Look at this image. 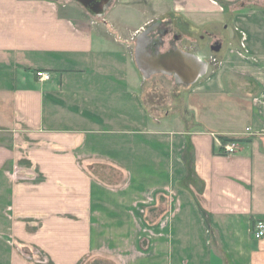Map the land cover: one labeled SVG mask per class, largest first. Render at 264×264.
<instances>
[{
    "label": "crops",
    "instance_id": "1",
    "mask_svg": "<svg viewBox=\"0 0 264 264\" xmlns=\"http://www.w3.org/2000/svg\"><path fill=\"white\" fill-rule=\"evenodd\" d=\"M84 1L0 0V264H264V0Z\"/></svg>",
    "mask_w": 264,
    "mask_h": 264
},
{
    "label": "water",
    "instance_id": "2",
    "mask_svg": "<svg viewBox=\"0 0 264 264\" xmlns=\"http://www.w3.org/2000/svg\"><path fill=\"white\" fill-rule=\"evenodd\" d=\"M79 4L87 7L84 0H75ZM109 0H100L95 6V13L101 15ZM138 62L139 68L145 72L144 67ZM154 68L163 69L167 74H173L180 84L191 85L197 78L206 71V63L199 60L196 56L182 53L179 51L171 52L166 55L155 56L150 61Z\"/></svg>",
    "mask_w": 264,
    "mask_h": 264
},
{
    "label": "rangeland",
    "instance_id": "3",
    "mask_svg": "<svg viewBox=\"0 0 264 264\" xmlns=\"http://www.w3.org/2000/svg\"><path fill=\"white\" fill-rule=\"evenodd\" d=\"M181 92H183V89L178 88L172 78L166 79L165 81H154L152 83V88H150L148 91L147 97H145V101L148 108L152 106L159 107V104L165 105V107H167L166 105L169 104L167 102L170 101L171 106H178V103L175 102L178 100V96H181ZM90 264L98 263L96 261Z\"/></svg>",
    "mask_w": 264,
    "mask_h": 264
},
{
    "label": "built area",
    "instance_id": "4",
    "mask_svg": "<svg viewBox=\"0 0 264 264\" xmlns=\"http://www.w3.org/2000/svg\"><path fill=\"white\" fill-rule=\"evenodd\" d=\"M215 62H216V59L214 57H210L209 61L205 63H206V66L208 67L210 63H215ZM36 77L38 78L39 81L46 82L50 80L51 75L48 72L38 71L36 73ZM247 131H249V129H247ZM236 147H237V143L235 140H228L226 143H224L222 147L223 153L227 156L233 155L236 151ZM252 234H253L254 239L256 240H260L264 237V222L263 221L255 222Z\"/></svg>",
    "mask_w": 264,
    "mask_h": 264
},
{
    "label": "bare ground",
    "instance_id": "5",
    "mask_svg": "<svg viewBox=\"0 0 264 264\" xmlns=\"http://www.w3.org/2000/svg\"><path fill=\"white\" fill-rule=\"evenodd\" d=\"M140 64H141V66H142V67H144V66H145V64L143 65V62H142V63H140Z\"/></svg>",
    "mask_w": 264,
    "mask_h": 264
},
{
    "label": "trees",
    "instance_id": "6",
    "mask_svg": "<svg viewBox=\"0 0 264 264\" xmlns=\"http://www.w3.org/2000/svg\"><path fill=\"white\" fill-rule=\"evenodd\" d=\"M227 141H224V143H226Z\"/></svg>",
    "mask_w": 264,
    "mask_h": 264
}]
</instances>
